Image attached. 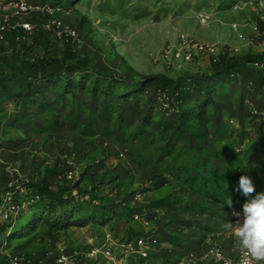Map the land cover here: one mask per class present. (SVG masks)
I'll return each mask as SVG.
<instances>
[{
    "label": "rangeland",
    "instance_id": "1",
    "mask_svg": "<svg viewBox=\"0 0 264 264\" xmlns=\"http://www.w3.org/2000/svg\"><path fill=\"white\" fill-rule=\"evenodd\" d=\"M56 1L78 28L77 41L53 32L0 41V193L10 182L41 183L53 192L0 222V264L15 253L49 263L61 252L99 245L105 231L120 242L142 240L130 256L138 264H173L210 244L235 256L238 247L221 225L234 223L232 212L242 213L264 191V80L249 66L216 77L209 94H199L189 78L211 73L216 55L179 61L163 53L189 38L217 43L230 56L260 55L252 41L253 6L234 8L246 0ZM202 13L208 22H201ZM42 58L62 66L48 77L28 76V64ZM164 85L169 92L185 87L184 106L205 107L190 116L171 108L157 92ZM18 93L22 99L15 101ZM242 175L253 182L252 196L237 191Z\"/></svg>",
    "mask_w": 264,
    "mask_h": 264
},
{
    "label": "built area",
    "instance_id": "2",
    "mask_svg": "<svg viewBox=\"0 0 264 264\" xmlns=\"http://www.w3.org/2000/svg\"><path fill=\"white\" fill-rule=\"evenodd\" d=\"M253 6L256 13V34L252 41L261 48L259 58L253 60L250 65L264 74V0H246L236 3V9ZM59 13L63 14L59 16ZM64 7L56 0H0V41L11 37L14 41H20L25 35L33 33H50L67 43L77 41L79 38L78 28L64 20ZM202 23L208 22V16L204 13L200 15ZM238 29V24L232 25ZM221 52L217 43L204 42L195 39L182 38L179 46L168 47L164 50L163 56L166 59L190 61L192 56L197 54L216 55ZM158 95L164 97L159 91ZM264 118V110L261 112ZM28 193V188L23 183L14 184L10 182L1 195L0 202V222L11 217H18L29 210L30 205L39 200L36 194L30 200L23 197ZM143 193L137 192L135 199L142 200ZM32 202V203H31ZM134 218L139 219L141 215L134 214ZM144 224L148 221L142 218ZM141 220V221H142ZM143 246L142 240L117 241L108 231L104 232L99 245H92L84 251L61 252L49 263L56 264L61 257L69 258L70 264H92L103 260L104 264H138L133 262L131 255L138 253ZM205 259H212L216 264H225L226 260H231V264H241V254L238 249L235 256L227 255L218 244H210L203 253L189 251L184 257L173 264H202ZM9 264H37V262L27 256L15 253L9 257Z\"/></svg>",
    "mask_w": 264,
    "mask_h": 264
},
{
    "label": "trees",
    "instance_id": "3",
    "mask_svg": "<svg viewBox=\"0 0 264 264\" xmlns=\"http://www.w3.org/2000/svg\"><path fill=\"white\" fill-rule=\"evenodd\" d=\"M262 55H250V54H245L241 56H230L227 53H221L216 59L217 61L215 62V65L212 68L211 73H202V72H196L192 73L189 81H190V86L193 87L197 93L199 94H209L208 91L210 90L211 84L214 82V79L218 76H225V77H230L231 75L238 74L243 72L244 70H247L249 66L255 70L250 63L259 58ZM62 66V61L59 59L55 58H42L37 62L29 63L28 66L26 67V71L31 73L28 76H31L33 74H39L44 77H48L49 75V69L55 68V67H60ZM256 71V70H255ZM262 80H264V74H262L259 71H256ZM189 88V85H188ZM183 90H185V87H182V85H177L175 86L171 92H169V88L166 87V85L159 87L157 92H161L164 95V98L166 97V101L168 105H171V108H177L179 112L185 113L187 115H194L199 113V106H204L206 105L205 103H201L199 106L198 105H191V107L184 106V96H183ZM28 95H33L32 92L29 91ZM15 98V101H19L22 99L21 94H16L13 95ZM205 107V106H204ZM203 107V108H204ZM192 108V109H189ZM184 110H189V111H184ZM28 188V193L26 195H22L23 197L29 196L32 198L36 194L39 195V200L41 198H46L48 197L49 194H53V192L48 188V187H42L41 183H23ZM38 187V188H37ZM5 190V189H4ZM45 191V192H44ZM3 192V191H2ZM2 192L0 193V202H1V195ZM50 197V196H49ZM37 200V201H39ZM61 203L67 202V198L65 199H60ZM27 212V211H26ZM25 212V213H26ZM238 212H241L239 209ZM23 213L22 215H24ZM64 212L60 213L61 221L64 222V215L62 214ZM65 212L64 214H66ZM20 215V216H22ZM71 216V214H69ZM71 220H76L75 217H73ZM67 222V221H66ZM64 223H62L63 225ZM3 236L6 235V233H2ZM130 240V239H127Z\"/></svg>",
    "mask_w": 264,
    "mask_h": 264
},
{
    "label": "clouds",
    "instance_id": "4",
    "mask_svg": "<svg viewBox=\"0 0 264 264\" xmlns=\"http://www.w3.org/2000/svg\"><path fill=\"white\" fill-rule=\"evenodd\" d=\"M237 191L246 197L255 193L249 176H240ZM224 203L229 207L233 205L231 197ZM232 215L237 217L236 221H225L221 227L234 239L241 254V264H264V191L245 202L242 213L234 210ZM56 264H70L69 258L61 256ZM225 264H231V260H226Z\"/></svg>",
    "mask_w": 264,
    "mask_h": 264
}]
</instances>
